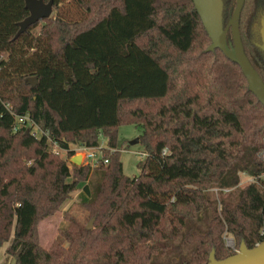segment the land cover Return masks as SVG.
Here are the masks:
<instances>
[{
	"label": "trees",
	"instance_id": "16d2710c",
	"mask_svg": "<svg viewBox=\"0 0 264 264\" xmlns=\"http://www.w3.org/2000/svg\"><path fill=\"white\" fill-rule=\"evenodd\" d=\"M77 1L81 19L53 13L16 36L25 1L0 0V247L13 264H204L263 242L264 105L239 64L208 50L193 0ZM235 7L224 0L225 26ZM263 18L264 0H245L242 42L264 80ZM24 115L40 135L15 128ZM124 124L142 128L133 177L117 149ZM101 135L97 167L53 151L71 157L70 143ZM242 172L256 180L241 187ZM80 182L92 227L66 214L44 247L38 221Z\"/></svg>",
	"mask_w": 264,
	"mask_h": 264
},
{
	"label": "water",
	"instance_id": "95a60500",
	"mask_svg": "<svg viewBox=\"0 0 264 264\" xmlns=\"http://www.w3.org/2000/svg\"><path fill=\"white\" fill-rule=\"evenodd\" d=\"M24 1L29 15L18 23L19 30L16 36L25 32L29 26L39 20L50 17L53 13L54 0ZM193 2L212 39L208 50L219 48L229 59L239 64L248 80L250 89L264 105V80L249 60L240 33V18L245 0H236V7L227 26L224 25V0H193ZM229 31L232 33V44L228 43ZM261 39L262 42L259 46L264 51V18L262 19ZM30 82L35 84L37 78H30ZM139 141L140 138H137L132 143ZM72 161L77 165L82 164V155L73 156ZM93 221L94 219H91L88 223L89 228L92 227ZM204 264H264V241L252 248H248L246 243L242 242L235 254L223 259H217L215 250H212L209 261Z\"/></svg>",
	"mask_w": 264,
	"mask_h": 264
},
{
	"label": "rangeland",
	"instance_id": "374dc122",
	"mask_svg": "<svg viewBox=\"0 0 264 264\" xmlns=\"http://www.w3.org/2000/svg\"><path fill=\"white\" fill-rule=\"evenodd\" d=\"M53 13H58L68 20L81 19L86 15V12L79 6L77 0H62L58 9L54 6ZM40 27L41 25L37 26L35 31L38 32ZM33 130L37 131V135H40V131L37 130V128H34ZM141 134L142 128L137 127L134 124H124L118 129L117 149L120 151V159L123 163L124 172L130 177L137 176L141 172L139 162L144 157V146L140 142L132 143V141L139 138ZM100 142L102 146H106L107 138L101 135ZM78 143V141L70 143V147L74 149V154H72L71 157H68V151L63 150L56 145H52V147L53 151L60 154V157L68 160L67 162L71 167L70 161L73 156L78 154H82L83 156L85 155V151L80 150L81 146ZM82 164L86 163L82 161ZM240 177L241 181L239 185L241 187L256 180L254 177L244 172L241 173ZM70 179L71 178L68 180ZM261 179L264 180V174L261 175ZM82 187L83 182H80L77 189L70 194V198H68L61 205L58 211L49 216L43 217L38 221L36 233L39 241L44 247H50L53 244L59 235V228L62 221H65L66 214L73 216L82 223L88 224L90 222L91 218L89 208L81 202ZM212 191L218 192L217 188H213ZM225 241L230 246L234 244L233 239L229 235L225 236ZM8 245L9 243H5L2 247H0V264L14 263V258L6 252Z\"/></svg>",
	"mask_w": 264,
	"mask_h": 264
},
{
	"label": "built area",
	"instance_id": "2783aa9c",
	"mask_svg": "<svg viewBox=\"0 0 264 264\" xmlns=\"http://www.w3.org/2000/svg\"><path fill=\"white\" fill-rule=\"evenodd\" d=\"M1 58H2V55H0V59ZM21 124H29L30 126L38 129L36 124L33 121H30V119H29V117L27 115L18 117L17 124H16L15 128L20 127ZM33 133L36 135L37 131L34 130ZM103 147L104 146H102V145L92 146V147L82 145L80 147L81 148L80 150L81 151H85V155L84 156L81 154L82 155V161H84L86 164H90L91 167H93V168L97 167L100 164L101 161H103L104 163H107L108 159L104 157V154H103V150L104 149H103ZM71 161H72V158H71ZM228 246L231 247L232 249H235V245L234 244L231 245V246L230 245H228Z\"/></svg>",
	"mask_w": 264,
	"mask_h": 264
}]
</instances>
